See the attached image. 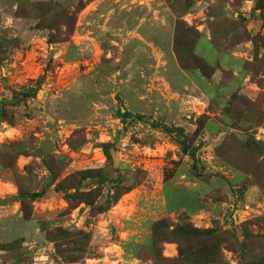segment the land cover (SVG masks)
I'll return each instance as SVG.
<instances>
[{
    "label": "rangeland",
    "instance_id": "1",
    "mask_svg": "<svg viewBox=\"0 0 264 264\" xmlns=\"http://www.w3.org/2000/svg\"><path fill=\"white\" fill-rule=\"evenodd\" d=\"M0 264H264V0H0Z\"/></svg>",
    "mask_w": 264,
    "mask_h": 264
},
{
    "label": "trees",
    "instance_id": "2",
    "mask_svg": "<svg viewBox=\"0 0 264 264\" xmlns=\"http://www.w3.org/2000/svg\"><path fill=\"white\" fill-rule=\"evenodd\" d=\"M39 82H40V80L36 82V85H39ZM24 96L26 97V96H29V95L26 94ZM118 113H119L120 116H127V115H129V112L128 111H124V113H121L120 111H118ZM137 118L141 119L142 116L140 117L138 115ZM151 126L153 128L160 129L162 132H164V133H166L168 135H174L175 136V135H178V134H184L183 140L182 141L181 140L180 141L177 140V141H178L179 144L181 143V146H182L181 149L185 151V149L187 148L186 147V144H187V135H185V132H184V130L181 127H174V126L173 127H167L164 124L159 125L158 123H152ZM89 177H91L89 174H85L81 178L82 179H87ZM40 195H41V193H31L30 194V197L32 199H34V198H36L37 196H40Z\"/></svg>",
    "mask_w": 264,
    "mask_h": 264
},
{
    "label": "water",
    "instance_id": "3",
    "mask_svg": "<svg viewBox=\"0 0 264 264\" xmlns=\"http://www.w3.org/2000/svg\"><path fill=\"white\" fill-rule=\"evenodd\" d=\"M29 256H32V252L24 253L22 255V257H29Z\"/></svg>",
    "mask_w": 264,
    "mask_h": 264
}]
</instances>
